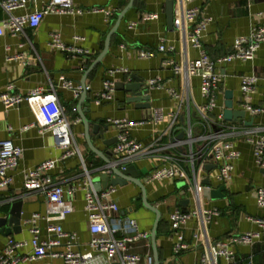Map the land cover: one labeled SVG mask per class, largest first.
I'll return each instance as SVG.
<instances>
[{
  "label": "crops",
  "instance_id": "crops-1",
  "mask_svg": "<svg viewBox=\"0 0 264 264\" xmlns=\"http://www.w3.org/2000/svg\"><path fill=\"white\" fill-rule=\"evenodd\" d=\"M2 1L0 0V21L4 22L9 19L10 14L1 7ZM73 1L82 8L103 6L117 9V13L110 21H106L105 15L101 13L48 14L36 29L26 27L15 36L5 29L0 36V92L6 91L8 86H13L15 92L22 94L38 86L55 90V94L32 98L11 109H6L0 103V139L12 140L22 149L18 167L8 171L12 178L10 185L0 189V218L9 220L13 206L21 203V228L6 235V230L11 229L12 225L7 221L2 229L0 227V231L5 230L4 233L0 232V253L9 238L30 240L31 234L25 221L35 213L45 215L47 211L43 194L24 189L25 171L46 160L59 158L62 154L59 147L71 144L79 148L81 157L74 156L58 162L50 173L53 181L68 188L85 179L86 171L97 181L100 179V170L107 166L106 160L112 162L116 158L113 146L118 131L110 120L145 121L152 117L154 109L162 108L165 114L163 122L157 125L147 123L130 130L132 138L146 146L152 145L155 149L131 165L136 166L141 174L140 180L146 189L147 201L161 212L156 241L161 264H196L207 253L209 243L224 241L233 233L247 232L259 234L256 242L232 246L230 249L235 252L241 264H264V229L251 219H264V208L256 204V189L264 187V168L256 163L253 145L247 141L245 134L236 132L228 137L239 150L240 157L234 161L232 177L225 183H220L217 179V164L207 162L204 167L199 168L197 160L198 188L187 190V183L174 179L152 183L146 181V175L153 168L167 163V156H176L185 167H190L191 150L196 155L202 148L198 141H194L191 146L186 141L189 125L194 137L203 132L196 111L197 106L202 108L206 104L201 94L200 78L193 77L189 80L191 100L188 104L187 96L184 95L183 109L174 130L170 129L173 121L170 115L179 110L180 100L166 89H155L149 92L151 108H143L141 104L145 102L131 101L135 92L118 85L134 84L135 78H138L144 84L143 88H146L150 79L162 78L166 88L183 94L186 90L183 80L175 77L170 69L162 65L166 55L157 51L161 40L166 39L167 44L176 48L174 53L169 54L176 60H181L185 54L191 60L199 58V52L187 44L184 35L177 29L182 5L202 7L213 19L205 33L203 45L212 58H220L232 51L236 37L248 35L253 28L264 25V0H174L172 27L167 19L168 0H134L132 6L131 0ZM41 5V2L28 0L24 8L14 10L11 15L30 14ZM124 10H127L125 17L114 31L118 17ZM145 12H157L159 18L142 22L141 15ZM130 22H138V26L129 29ZM54 32L59 33L67 44H75L76 36L84 38L76 42V45L88 50L89 55H67L51 47L49 43ZM141 49L157 52L152 58L141 59L138 57ZM16 55H22V60H7L8 56ZM120 68H125L128 72L119 71L113 75L109 72ZM218 70L224 78L218 94V107L212 117L217 118L224 112L227 91L233 94L234 109L245 111L241 104V76L255 74L264 79V43L253 60H233L223 63ZM62 76L76 85H85L89 90L76 98L73 91L61 87ZM106 79L116 83L114 99L97 105L93 102L94 96L102 90ZM58 100L67 110V118L72 123L71 129L56 128L42 134L39 129L49 124L58 113ZM251 103L253 106L264 107V87L261 82ZM245 112L242 122L228 123L250 131L254 138L264 134V113ZM82 115L88 122V130ZM77 118L80 121H76ZM31 124L33 127L24 129ZM183 132V138L174 142L173 139ZM117 189L115 199L120 206L121 216L135 219L140 229L151 235L156 214L145 206L141 188L128 182L117 186ZM72 201L74 212L62 222V226L65 231L76 233L78 241L85 246L91 238L85 211V192L78 190ZM210 208L219 209L221 214L210 224H205L200 216H193L182 229L189 248L175 255L171 214L176 210L192 212ZM39 226L41 238L47 240V222L40 221ZM133 251L143 257L152 255L154 258L151 239L148 243L135 245ZM19 264L64 262L61 258H44Z\"/></svg>",
  "mask_w": 264,
  "mask_h": 264
},
{
  "label": "built area",
  "instance_id": "built-area-1",
  "mask_svg": "<svg viewBox=\"0 0 264 264\" xmlns=\"http://www.w3.org/2000/svg\"><path fill=\"white\" fill-rule=\"evenodd\" d=\"M32 1L41 2V7L30 14L21 16H13L11 13L14 10L24 8L28 0H3L1 2V7L10 14V17L4 22L0 21V36L4 34L5 29H8L14 36L23 32L26 27L36 29L48 14L101 13L105 15L106 21H110L117 13V9H107L103 6L82 8L77 6L73 0ZM183 1L191 2L192 0ZM158 18L159 14L157 12H145L141 15L142 22L154 21ZM212 21L213 19L204 12V8L195 6L183 7L182 5L177 29L182 32L187 44L199 52L197 60L189 59L186 54L181 60H176L169 55L174 53L176 48L167 44L166 39H162L157 48L159 53L166 55L162 65L170 69L175 77L181 78L186 86V90L182 94L172 88H166L162 78L150 79L146 84V88L149 91L166 89L174 98L180 100L179 110L170 115L173 120L170 129L174 130L177 127L185 96H187L188 104L190 103L189 80L191 78H200L201 94L206 100V104L202 108L196 107L203 132L194 137L190 125L188 129V139L186 141L190 146L194 141L202 144V148L196 155L191 150V166L185 167L176 156H167L165 158L167 163L156 166L146 175L147 183L174 179L187 183V190L198 188L196 160L199 163V168L204 167L207 162L217 164V179L220 183H225L231 179L234 169L233 163L240 157L239 150L228 138L229 135H233L236 132H242L246 135L247 141L253 145L256 163L264 168V134L254 138L250 131L242 130L240 126L225 121L223 113L219 114L217 118L212 117V113L218 107V94L224 78L218 70L219 66L233 60H253L264 43V25L253 28L248 35L236 37L230 53L220 58H212L203 45L205 33ZM137 26L138 22H130L128 24L129 29ZM83 39L80 36H76L75 44H67L63 42L59 33L54 32L51 34L49 44L67 55L87 56L90 52L76 45V42ZM157 51L141 49L138 51V57L149 59ZM22 58V55L8 56L7 60H22ZM119 71L128 72L125 68L110 70L109 72L113 75ZM60 79L61 87L73 91L76 98L82 92L89 90L88 87L76 85L72 80H68L63 76ZM260 82L264 87V79L255 74L241 76V104L245 111H250L253 114L264 113V107L253 106L251 103L253 94L257 91ZM115 90V81L111 79L104 80L103 88L94 96L93 102L100 105L104 101L113 100ZM50 93L55 94L54 88L46 89L38 86L29 90L26 94H22L15 92L13 86H8L6 91L0 92V103L6 109H11L24 101ZM66 111V108L58 100L56 117L49 124L41 127L39 131L43 134L56 128L70 130L72 123L68 120ZM188 114H190L189 111ZM164 118V110L156 108L149 120H110V123L118 131L117 141L113 146V154L116 158L112 161V165L120 170L126 169L141 157L154 152L155 149H153L152 145L146 146L132 138L130 130L133 127L147 123L157 125L163 122ZM76 121H80V119L77 118ZM30 127H33V124L26 126L24 129ZM59 148L62 150L59 158L46 160L35 168L24 172V189L27 192L43 194L47 202V211L45 215L35 213L25 221L31 234L30 240L8 239L0 253V264H19L44 258H61L64 264H142L143 262L145 264H154L152 255L143 257L133 251L135 245L141 242H150L151 235L148 231H142L135 219L121 216L120 206L115 199L118 191L117 187L109 186L97 192L93 187V179L87 171L85 172L87 176L85 179L68 188H65L61 183L53 181L50 173L56 168L58 162L74 156L81 157V152L77 146L67 144ZM21 158L22 149L20 147L16 146L12 140L0 139V189L10 185L12 178L8 175V171L16 169ZM103 172L111 173V170L107 168ZM78 190L85 192V211L91 234L90 241L85 246L78 241L76 233L67 232L62 226V222L74 212L72 198ZM256 204L264 208V187L256 189ZM220 214L221 212L217 208L192 212L174 211L171 214L172 230L174 232V254L179 255L189 248V245L185 242L182 229L193 216H200L205 224H210ZM251 219L264 229V219ZM40 221L47 222L46 230L49 235L47 240L41 238ZM258 238L259 234L254 232L230 234L224 241L209 243L207 253L196 264H241L230 247L254 244ZM28 248L29 250L27 251ZM23 250L25 252H21ZM221 260H223V263H221Z\"/></svg>",
  "mask_w": 264,
  "mask_h": 264
},
{
  "label": "water",
  "instance_id": "water-1",
  "mask_svg": "<svg viewBox=\"0 0 264 264\" xmlns=\"http://www.w3.org/2000/svg\"><path fill=\"white\" fill-rule=\"evenodd\" d=\"M134 0H131L130 6H132ZM127 10H124L118 17L116 28L114 31L117 29V27L120 25L122 20L125 17ZM167 19H168V24L170 27L173 25V19H174V0H168L167 1ZM113 31V32H114ZM109 44V40L107 42V46ZM108 48V47H107ZM121 88H125L128 91L135 92L136 95L135 97L132 98V102H137V103H143L141 106L143 108H151L150 104V91L146 88H143L144 84L138 79L135 78V83L134 84H118ZM117 85V87H118ZM85 86V85H84ZM226 102H225V110L223 112L224 115V120L227 122H242L245 118V111H238L234 109L233 105V94L231 91H227L226 95ZM83 116V115H82ZM83 121L86 125V129L88 130V122L86 118L83 116ZM184 136V132L181 133L179 136L173 139L174 142L177 140L182 139ZM87 140L90 141L89 136H87ZM117 141V138L115 139ZM90 146L93 148V145L90 144ZM106 168H110L111 173H106L103 172L104 169L100 170L101 175L99 180H93V187L97 192H100L104 189H106L109 186H123L124 184H127L128 182H132L137 184L141 190H142V199L145 204V206L152 210L156 214V220L155 224L151 233V242L153 245L154 249V258H155V264H161L160 258H159V253H158V248H157V230H158V224L161 219V212L153 207L146 198V189L143 185V183L140 180L141 174L139 173L138 169L134 165L128 166L126 169H118L117 167L112 165V162L110 160H106ZM112 175V176H111ZM21 203H17L13 206L12 209V217L7 220L6 218H0V227L2 229V226L7 223V221L12 225L11 229L6 230V235H10L12 232H16L18 229L21 228ZM5 230H1V233H4Z\"/></svg>",
  "mask_w": 264,
  "mask_h": 264
}]
</instances>
